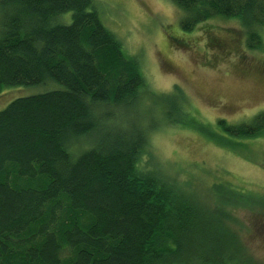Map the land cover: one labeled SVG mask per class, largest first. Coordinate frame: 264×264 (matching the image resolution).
Here are the masks:
<instances>
[{"label":"trees","instance_id":"16d2710c","mask_svg":"<svg viewBox=\"0 0 264 264\" xmlns=\"http://www.w3.org/2000/svg\"><path fill=\"white\" fill-rule=\"evenodd\" d=\"M169 1L183 31L231 19L247 48L262 46L264 0ZM1 5L0 93L44 91L0 111V264H264L233 228L242 192L203 194L154 164L150 135L189 123L183 94L151 91L94 0ZM155 107L162 120L150 119ZM215 124L252 139L264 134V111Z\"/></svg>","mask_w":264,"mask_h":264},{"label":"rangeland","instance_id":"374dc122","mask_svg":"<svg viewBox=\"0 0 264 264\" xmlns=\"http://www.w3.org/2000/svg\"><path fill=\"white\" fill-rule=\"evenodd\" d=\"M94 1L103 25L128 55L139 59L151 91L167 94L178 87L183 94L189 123L161 125L150 135L154 164L203 194L214 185L242 192L247 204L234 208L233 228L247 253L264 263V134L244 140L215 124L248 123L264 111V31L262 46L251 50L236 20L211 19L186 32L182 12L169 0ZM43 91L6 88L0 111L17 98ZM157 110L150 119H163Z\"/></svg>","mask_w":264,"mask_h":264},{"label":"snow or ice","instance_id":"6c2138e0","mask_svg":"<svg viewBox=\"0 0 264 264\" xmlns=\"http://www.w3.org/2000/svg\"><path fill=\"white\" fill-rule=\"evenodd\" d=\"M161 2H163V0H161Z\"/></svg>","mask_w":264,"mask_h":264}]
</instances>
